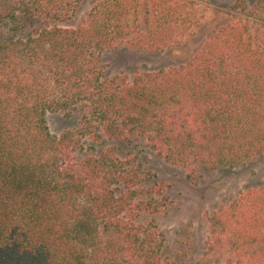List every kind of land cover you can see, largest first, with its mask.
I'll use <instances>...</instances> for the list:
<instances>
[{"label": "trees", "instance_id": "obj_1", "mask_svg": "<svg viewBox=\"0 0 264 264\" xmlns=\"http://www.w3.org/2000/svg\"><path fill=\"white\" fill-rule=\"evenodd\" d=\"M196 1L151 0L141 28L138 0H93L75 25L77 0H0V264H170L167 187L123 144L189 178L264 157V0H236L183 63L112 76L101 63L180 48L202 25ZM49 114L78 127L55 137ZM204 219L196 264H264V184Z\"/></svg>", "mask_w": 264, "mask_h": 264}, {"label": "rangeland", "instance_id": "obj_2", "mask_svg": "<svg viewBox=\"0 0 264 264\" xmlns=\"http://www.w3.org/2000/svg\"><path fill=\"white\" fill-rule=\"evenodd\" d=\"M93 0H77V14L67 23L82 21ZM138 24L144 27V17L149 13L151 0H138ZM236 0H197L195 7L201 15V27L178 49L162 54H145L118 49L100 53L101 63L108 76L123 72L131 75L139 71H155L172 64L185 62L212 31L231 21L228 8ZM251 8L255 0H243ZM133 20V16L130 17ZM153 26L151 15L148 16ZM255 28V26H254ZM2 31L0 30V33ZM47 125L50 133L59 137L63 132L78 127L77 118L65 119L61 114H49ZM121 154L135 156L145 170L156 175L157 182L167 187L168 205L156 218V224L164 237L163 256L170 264H196L202 261L206 222L204 213L210 212L224 201L236 197L240 190L264 184V157L233 170L211 171L201 169L189 178L186 170L172 167L158 159L143 143L120 146Z\"/></svg>", "mask_w": 264, "mask_h": 264}]
</instances>
